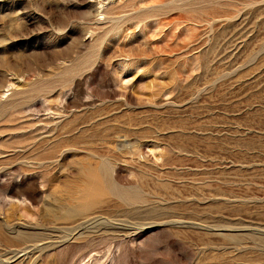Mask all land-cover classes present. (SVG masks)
I'll list each match as a JSON object with an SVG mask.
<instances>
[{
    "label": "rangeland",
    "instance_id": "obj_1",
    "mask_svg": "<svg viewBox=\"0 0 264 264\" xmlns=\"http://www.w3.org/2000/svg\"><path fill=\"white\" fill-rule=\"evenodd\" d=\"M0 264H264V0H0Z\"/></svg>",
    "mask_w": 264,
    "mask_h": 264
},
{
    "label": "bare ground",
    "instance_id": "obj_2",
    "mask_svg": "<svg viewBox=\"0 0 264 264\" xmlns=\"http://www.w3.org/2000/svg\"><path fill=\"white\" fill-rule=\"evenodd\" d=\"M83 142H84V141H83ZM90 142H91V141H90ZM102 169H103V171L106 172L108 168H107V166H105V164H102ZM94 172H95V171H94ZM101 172H102V171H101ZM105 172H104V173H105ZM90 173H91V172H90ZM96 173H97V172H96ZM98 175H99V174H98ZM91 177H92V175H91ZM102 177H103V176H102ZM102 177H101V178H102ZM93 178H94V177H93ZM105 181H106V178H105ZM99 183H100V181H99ZM96 186H97V185H96ZM114 188H115V187H114Z\"/></svg>",
    "mask_w": 264,
    "mask_h": 264
}]
</instances>
